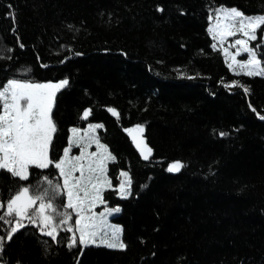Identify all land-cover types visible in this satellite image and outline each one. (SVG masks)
I'll list each match as a JSON object with an SVG mask.
<instances>
[{
  "label": "trees",
  "instance_id": "trees-1",
  "mask_svg": "<svg viewBox=\"0 0 264 264\" xmlns=\"http://www.w3.org/2000/svg\"><path fill=\"white\" fill-rule=\"evenodd\" d=\"M221 7L264 14V0H0V86L69 81L51 113L50 158L63 157L71 129L102 125L114 157L103 199L120 208L112 221L127 245L69 248L67 224L53 241L29 220L0 242V264H264V77L232 74L213 48ZM263 33L251 42L261 61ZM138 125L143 133L130 134ZM177 161L185 166L168 172ZM29 172L24 181L0 170V203L28 186L70 212L54 164ZM121 172L131 178L127 198L116 189Z\"/></svg>",
  "mask_w": 264,
  "mask_h": 264
},
{
  "label": "snow or ice",
  "instance_id": "snow-or-ice-1",
  "mask_svg": "<svg viewBox=\"0 0 264 264\" xmlns=\"http://www.w3.org/2000/svg\"><path fill=\"white\" fill-rule=\"evenodd\" d=\"M159 10L163 11V9ZM261 26H264V15L246 16L240 10L232 8L221 10V15L216 17V27L209 29V31L213 33L214 39L219 35L221 40L226 36L242 34L245 39H236L234 43L241 46L243 51L248 53L249 58L240 63L239 67L243 70L244 75H264V67L261 66V61L257 58L256 50L250 46V42L257 39V31ZM215 47L214 44L213 48ZM233 60H235V57H233ZM68 84L67 79L56 83H35L12 78L0 86V170L7 171L19 180L26 181L30 176V166L44 169L54 164L55 168L59 169L61 176L64 177V188H66L68 195L67 207L76 211L79 216L76 221L77 231L80 233L79 244L84 247L95 245L97 247L103 246L110 249L125 250L127 245L120 238L122 233L120 227H112L109 234L102 227L103 221L98 225L94 222L92 216L86 217L84 215L86 211L90 212L92 206L97 202H104L101 196L102 187L104 184L110 186V181L106 177L101 180V177H94L91 174L85 180L83 166L72 164L67 160L70 150L68 148L64 149L65 159L55 161L50 158V146L57 131L51 113L56 94L67 87ZM244 90L245 92L248 91L247 88ZM109 111L114 116L119 115L114 109H109ZM90 114L91 109L85 110L83 119H87ZM261 119H264V117H261ZM99 127H102V125H95L91 130L95 131V128ZM71 131L75 136L78 130L73 128ZM133 131L142 134L143 127L138 125L136 129L130 130V134ZM219 135L226 136L227 133L220 132ZM133 139L141 150L143 158L148 159L151 155V149L136 136ZM96 144L98 148H104L98 140ZM104 151L107 152V149L104 148ZM92 155H95V153ZM75 159L79 161L82 157L78 156ZM106 159L114 160V157L107 154L96 163L95 167L90 163L88 166L89 173L99 171L103 176L105 172L104 161ZM184 166V164L177 161L170 164L167 171L179 172ZM73 171H80V177H74L72 175ZM121 176L126 177V179L120 184V194L122 198H127L131 194V178L124 172L121 173ZM48 183L51 184V181H48ZM89 186L92 189L91 194L88 191ZM81 192L84 194L83 197L80 195ZM47 197L48 193L43 189L36 194H30L28 186H22L14 190L5 202L6 211L0 214V220H3L4 217L14 219L6 221L12 226L7 229L6 236L0 237V242L5 239L10 240L13 234L20 228L25 227L21 221L26 218L34 225L37 222L42 225V234L56 241L58 233L55 225L57 221L53 215L48 214V210L51 209L55 215L61 216L63 223H67L70 217L61 211L62 204L54 207L51 200L46 203ZM37 202H39L38 208L36 207ZM5 203H0V208H4ZM115 211H119V209L117 208ZM66 230L71 232L72 228ZM70 239L71 242L68 247H75L77 238L73 236ZM0 247H2V244H0Z\"/></svg>",
  "mask_w": 264,
  "mask_h": 264
},
{
  "label": "rangeland",
  "instance_id": "rangeland-1",
  "mask_svg": "<svg viewBox=\"0 0 264 264\" xmlns=\"http://www.w3.org/2000/svg\"><path fill=\"white\" fill-rule=\"evenodd\" d=\"M230 9H232V8L221 7V8H218L217 10H215L211 16V23L209 25V29H214L216 27V17L218 15H221V10H230ZM260 15H262V14L250 15V16L256 17V16H260ZM246 16H248V15H246ZM221 22L223 23V20ZM209 34H210L211 38L213 39V44L216 45L215 48L219 49L222 52L229 71L235 75H244L243 70L239 67V64L245 62L249 58V56H248V53L243 51L241 46L235 45L234 41L236 39H245V37L242 34L238 33L237 35H234V36H226L223 40H221V37L219 35H217L216 38L214 39L213 33L209 31ZM262 35L263 36H262L261 42L264 41V33ZM257 37H258V35H257ZM251 42H250V46H251ZM259 43L260 42L256 43L255 50H257L258 48L261 47ZM226 53H227V55H226ZM237 53H239V54H237ZM233 57H235V60H233ZM257 58H258V56H257ZM229 65H231V67H229ZM261 66L264 67V61H261ZM245 76H263L264 77V75H245ZM59 81H62V80H59ZM59 81H49V82H42V83H50V82L56 83ZM21 103H23V102H21ZM95 125H101V124H89L83 129H78L77 134L75 136H73V133L71 131L69 145L67 147L68 149H70L67 160L70 161L72 164H78V165L83 166L85 180H87V177L91 174L94 177H101V180H103L106 177V179L108 181H110V186H108L107 184H104L102 187L101 196L103 198L104 192L106 190L112 188V181L110 180V178L108 176V165L113 160L112 159H106L104 161L105 172H104L103 176H101V173L99 171L89 173L88 166L90 163L92 164L93 167H95L96 163H98L102 157L106 156L107 154H110L107 147L100 141V139L98 137V128H95V131L91 130L93 128V126H95ZM99 128H101V127H99ZM97 140L99 141L100 145H103L104 148L107 149V152L104 151V148H98L97 147V144H96ZM93 153H95V155H92ZM78 156L82 157V159L79 161H77L75 159ZM61 159H65L64 154H63V157ZM30 167H32V166H30ZM58 172L60 174L59 169H58ZM124 173H127V172H124ZM72 175L74 177L79 178L80 177V171H73ZM127 176L129 177L128 173H127ZM60 177H61V181H62V187H63L64 195L66 198V207H67L68 195H67L66 188H64V177L61 176V174H60ZM125 179H126V177L121 176V174H120V182H119L118 187L116 188L118 191L119 197H121L120 184L123 181H125ZM93 182H95V181H93ZM88 191L91 194V192H92L91 186L88 187ZM80 195H81V197H83V195H84L83 192H81ZM103 201H104V199H103ZM38 205H39V202H37V206H36L37 208H38ZM117 208L120 211L119 207L107 206L105 201L103 203L97 202L94 206H92L91 211L90 212L86 211L84 213V215L86 217L92 216L94 218V222L98 225L101 223V221H103L104 222L103 226H102L103 229L110 234L112 227L118 226L121 228L120 225L115 224L112 221V217H114L115 215H118V213H119V211H115V209H117ZM68 209L70 212H67L66 215L68 217H70V219H71L72 215H75L73 226H71L69 224L70 219H68L67 223H63L62 220L58 218L59 216L55 215V213H53L51 209L48 210V214L53 215L54 219L57 221V224L55 225L57 227V232H58L59 228L64 226V224H67L66 225L67 229L72 228V231L70 232L71 237L75 236L77 238V244H79L80 233H79V231H77V225H76V221L79 219V216L77 215L76 211H74L73 209H71V208H68ZM10 219H14V218L6 217L4 221L10 220ZM27 221H29V219L26 218L23 221H21V223H24ZM6 225H7L8 229L12 226V225H9L8 223H6ZM39 227H40V229H42L43 226L39 225ZM120 238L122 239V233L120 235ZM81 246L84 247L83 245H81ZM89 246H95V245H89Z\"/></svg>",
  "mask_w": 264,
  "mask_h": 264
},
{
  "label": "water",
  "instance_id": "water-1",
  "mask_svg": "<svg viewBox=\"0 0 264 264\" xmlns=\"http://www.w3.org/2000/svg\"><path fill=\"white\" fill-rule=\"evenodd\" d=\"M171 173H177V172H171Z\"/></svg>",
  "mask_w": 264,
  "mask_h": 264
}]
</instances>
